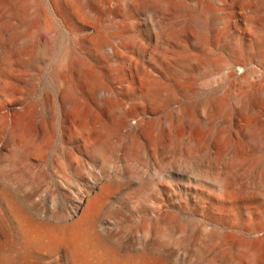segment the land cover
Returning a JSON list of instances; mask_svg holds the SVG:
<instances>
[{"label":"rangeland","instance_id":"374dc122","mask_svg":"<svg viewBox=\"0 0 264 264\" xmlns=\"http://www.w3.org/2000/svg\"><path fill=\"white\" fill-rule=\"evenodd\" d=\"M262 36L264 0H0V264H264Z\"/></svg>","mask_w":264,"mask_h":264},{"label":"bare ground","instance_id":"6f19581e","mask_svg":"<svg viewBox=\"0 0 264 264\" xmlns=\"http://www.w3.org/2000/svg\"><path fill=\"white\" fill-rule=\"evenodd\" d=\"M96 1V0H95ZM98 1V0H97ZM161 2H167V0H160ZM80 2H76L75 3V5H76V8H77V10H78V14L79 15H84V16H87V22L91 25V26H97L98 25V23H99V20H98V18H97V16H95V15H92L91 13H90V11H85V9H86V7H84V5L82 4H79ZM160 3V2H159ZM161 4V3H160ZM2 10H4L6 13H9V14H15L16 13V11H15V9H13V8H11V7H9L8 5L7 6H5V5H2ZM146 11L147 12H149L150 13V15H153L154 16V12H155V10H153V8L152 7H147L146 8ZM86 12H88L89 14L87 15L86 14ZM202 16H205V15H202ZM195 22V21H194ZM204 23V18H202L201 16H200V18L198 19L197 18V25L199 26V28H202V24ZM205 24V23H204ZM204 26V25H203ZM204 30V29H203ZM199 32H200V30H198ZM203 32V31H202ZM202 35V34H201ZM258 40H260V41H264V36H262V37H259L258 38ZM90 42H91V44L95 47V48H100L101 50L103 49V45L105 44V42H106V40L104 39V37H103V35L99 32V31H96L95 33H93L92 34V36H91V39H90ZM74 65L75 66H77V68H78V70L80 71V73H82L83 74V76H84V78L88 81V82H90L91 83V85H93L95 88H98L99 86H97V81H96V77L93 75V74H91L89 71H86L85 70V68H83L82 67V63L80 62V61H78V60H75L74 61ZM252 73V72H251ZM249 75H251V74H249ZM247 73L246 74H244L242 77H241V79L243 80V81H246V80H249L250 81V79H248V76H249ZM250 78V77H249ZM243 83V82H242ZM245 83V82H244ZM99 84V83H98ZM157 87V86H156ZM94 88V89H95ZM166 89V88H165ZM96 90V89H95ZM99 90V89H98ZM97 90V91H98ZM154 92H156L155 91V87H154ZM159 91H160V89H158ZM157 90V91H158ZM162 91V90H161ZM165 91H167V90H165ZM169 91V90H168ZM165 93H167V92H165ZM157 94H158V92H157ZM65 98L69 101V102H71L72 101V93L69 91V90H65ZM166 95V94H165ZM168 95V94H167ZM66 100V101H67ZM75 100V99H74ZM252 100H253V102L255 103V105L257 106V107H261V104H262V101L264 100V89L263 90H261V89H259V90H257V91H255L253 94H252ZM74 103V102H73ZM72 103V104H73ZM75 105V104H74ZM77 108V107H76ZM255 113V112H254ZM249 126H250V128L247 126V133L248 134H251L252 132H254L255 131V129H258V127H259V124H258V122L256 121V118L255 119H253V120H250V122H249ZM110 127V126H109ZM108 131V130H107ZM100 142H102V141H100ZM100 142H98V143H94V145H93V147H94V151H95V153H99L100 152V146H101V143ZM90 146V145H89ZM90 147H92V146H90ZM89 147V148H90ZM103 151H104V149H103ZM186 177H188V176H186ZM227 185V184H226ZM254 245H256V244H254ZM259 245V244H258ZM254 248V247H253ZM255 248H257V247H255Z\"/></svg>","mask_w":264,"mask_h":264}]
</instances>
